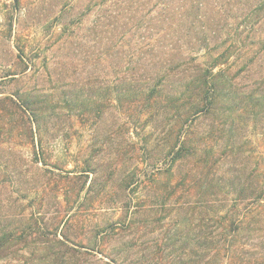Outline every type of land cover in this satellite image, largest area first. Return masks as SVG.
<instances>
[{
  "label": "rangeland",
  "instance_id": "obj_1",
  "mask_svg": "<svg viewBox=\"0 0 264 264\" xmlns=\"http://www.w3.org/2000/svg\"><path fill=\"white\" fill-rule=\"evenodd\" d=\"M250 1L232 0L238 19L210 32L215 49L234 46L236 102L264 93V20L254 31L242 24ZM167 2L183 4L0 0V235L36 242L1 252L0 264H39L43 227L71 238L76 251L66 264H219L222 228L209 220L227 197L222 177L264 181V106L244 102V112H232L236 157L223 155L226 135L203 143L202 133L218 126L203 116L191 141L213 154L175 160L194 79L208 58L198 50L200 29L179 23L171 39L158 18ZM205 2L208 19L230 9L229 0ZM142 83L151 85L140 95ZM156 85L158 96H148ZM21 96L40 102L36 122L20 108ZM183 230L208 245L188 248ZM230 254L220 264H248Z\"/></svg>",
  "mask_w": 264,
  "mask_h": 264
},
{
  "label": "trees",
  "instance_id": "obj_2",
  "mask_svg": "<svg viewBox=\"0 0 264 264\" xmlns=\"http://www.w3.org/2000/svg\"><path fill=\"white\" fill-rule=\"evenodd\" d=\"M229 5L230 9H225L224 11L225 18L220 17L217 19H208L205 16V10L207 9L205 0H183V4L175 7L172 2H167L164 4L161 11L158 12V18L160 17L159 22H167V26L170 27V37L172 40L176 38L179 33L177 27L179 23L183 22V27L188 24L191 31L200 29L201 32L199 33L203 36L198 40L201 43L198 50H205L206 53L204 57L208 58V61L203 63L200 73H198L194 79L195 94L189 98L192 100L189 102V108L192 112H190L191 115L186 118L183 128L180 129L177 134V142H179L180 149L176 151V146L173 148L172 152L176 151L175 160L180 157H183V160L185 158L194 157L197 155V152L201 150L205 152L207 160H209L208 157L213 154L214 147L204 145L197 148L196 145L192 144L194 141H191L194 140L192 139L193 124H196L203 116H211L218 122V126L214 123L210 129L202 133L201 140L203 143L211 138H215L216 141L219 142L222 136L226 135L228 139L226 137L227 143L223 155L229 159L236 157V153L238 152L236 151L233 128L228 124L229 120L232 118V112H244L248 107L246 105L244 106V104L255 100L259 102L261 107L264 106V93L260 95L254 93L244 94L243 100L236 102L237 91L234 90V79L231 78L230 74L231 68L235 63L232 61L233 54L235 53V51H232L234 46L232 47V45H230L224 49H221L222 46H218L217 49L211 46L212 36L210 32L216 35L212 27H220L218 29L222 31L224 27L221 21L229 25V23H232L231 19H238V17L234 15L237 9H235L232 0H229ZM246 5L249 6L246 7L248 12H246L242 24H244L249 31H254L255 26L260 25L264 20V0H251L250 5L248 3ZM226 12H230V14ZM209 20L213 21V23H210L211 26L206 23ZM240 25L241 22L238 27L242 26ZM187 36L191 35L187 33ZM177 40L181 39L177 37ZM241 40V38L237 37L235 43L239 44ZM218 49L220 51L213 53ZM17 58L21 60L20 57ZM247 70L248 67H246L243 72ZM15 75L17 74L10 73L7 77ZM160 83L163 84V80ZM150 85L151 83H142L140 85L142 88H140L139 94L148 93ZM151 90L148 96H158L160 92L158 85L151 88ZM127 91L129 92L130 89H127L123 93L126 95ZM18 100L21 102L20 108L30 113L33 121L36 122L41 116V108L38 107L40 102L28 97L23 98L22 96L19 97ZM227 126L230 131L227 130ZM213 131L216 132L214 133ZM181 138H183V142ZM229 152L230 155H228ZM204 162H206V160ZM233 164L234 163H231V165ZM222 179L226 181L224 182V188L226 187L225 189H227V197L220 200L221 204H224L223 207L215 211L213 217L209 220L212 223H220L219 228H222L221 236L224 238L218 243L220 245L217 246L216 262L220 264L227 256L230 258V253H233V260L239 257L242 260L246 258V263L248 262V264H264V181L261 184L250 177H248V181H244V178L239 177V174L235 177L225 175ZM211 185L212 183H210V186ZM198 203L200 205L202 204L201 201H198ZM204 221L208 223L206 220ZM183 223H193V221L192 219H188V217H184ZM29 229H31V227H29ZM39 232V238L42 239L44 247L47 249L45 253L39 256V264H66L68 261L66 256L76 251L75 248L70 247L71 238L69 235L62 231L59 236L58 228L50 231L48 227H43ZM183 241L188 248L192 245H197L201 248L208 245L201 239L198 241L195 236H192V232H188V230H183ZM21 242L25 244V248H29L32 244L36 243L33 241L29 242L28 236L21 238L13 233H3L0 235V253ZM185 250L186 247L184 246L183 251L185 252ZM53 254H55L54 259L51 257ZM2 259H4V257L0 256V261ZM51 259L54 260V263ZM187 263L188 262L183 260V264Z\"/></svg>",
  "mask_w": 264,
  "mask_h": 264
}]
</instances>
